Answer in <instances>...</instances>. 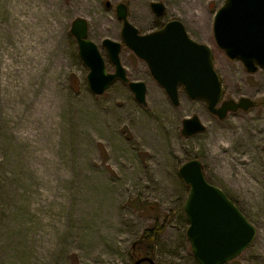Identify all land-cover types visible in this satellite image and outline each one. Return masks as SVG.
I'll list each match as a JSON object with an SVG mask.
<instances>
[{"label": "rangeland", "instance_id": "374dc122", "mask_svg": "<svg viewBox=\"0 0 264 264\" xmlns=\"http://www.w3.org/2000/svg\"><path fill=\"white\" fill-rule=\"evenodd\" d=\"M193 1L185 9L180 0H91L92 8L85 10L75 0H60L64 17L46 70L55 89V114L47 127L8 115L10 63L16 68L22 55L0 0V264H133L136 249L156 264H199L187 238L190 186L180 176L194 160L257 230L248 249L227 264H264V133L256 135V127L250 138L245 129L264 120V69L248 73L218 46L214 22L226 0ZM121 3L141 35L180 21L194 42L211 49L224 90L218 108L244 97L255 107L220 120L205 102L191 100L184 87L175 107L147 63L124 44L117 16ZM153 3L165 6L163 16L153 12ZM140 10L144 18L136 15ZM77 19L88 22L89 39L109 73L115 66L103 42L122 44L123 66L131 82L146 84L147 105L121 81L102 96L90 90V70L71 34ZM11 51L18 57L11 58ZM193 117L206 131L186 137L184 121ZM227 129L242 131L234 153L224 155L240 173L211 156L220 141L216 133ZM234 142L222 141L225 147ZM156 223L165 232L149 248L140 244Z\"/></svg>", "mask_w": 264, "mask_h": 264}, {"label": "water", "instance_id": "95a60500", "mask_svg": "<svg viewBox=\"0 0 264 264\" xmlns=\"http://www.w3.org/2000/svg\"><path fill=\"white\" fill-rule=\"evenodd\" d=\"M151 8L158 17L166 11L161 3H153ZM117 16L123 22L124 44L147 63L175 107L181 104L180 87H184L191 100L205 102L220 120H225L229 113L247 112L255 107L254 101L244 97L238 102L225 101L218 108L224 90L214 68L212 51L208 46L194 42L180 21H172L160 31L141 35L128 19L126 3L118 5ZM214 33L220 49L229 59L241 61L248 73L256 74L264 69V0H226L216 14ZM71 34L77 40L82 61L90 70L89 88L96 96L104 95L115 82L121 81L129 84L141 105H147L146 84L131 82L122 64V44L109 39L103 42L115 66V72L109 73L99 47L89 39L88 22L74 21ZM205 131L206 127L198 117L184 121L182 133L186 137ZM180 176L190 186L184 212L190 224L187 238L196 261L199 264H227L238 258L255 240L256 228L221 189L206 180L199 161L185 164L180 169ZM145 262L156 264L151 258L140 259L134 264Z\"/></svg>", "mask_w": 264, "mask_h": 264}, {"label": "bare ground", "instance_id": "6f19581e", "mask_svg": "<svg viewBox=\"0 0 264 264\" xmlns=\"http://www.w3.org/2000/svg\"><path fill=\"white\" fill-rule=\"evenodd\" d=\"M180 2L183 8L190 9L194 1L180 0ZM3 3L9 14L11 36L17 41V52L22 55L20 64L16 68L14 62L10 63L13 80L6 87L8 115L31 121L36 126L48 127L50 118L52 121L55 114V89L51 81L52 75L48 76L46 70L49 65L48 57L59 36L60 22L64 17L63 6L60 0H3ZM75 3L85 10L93 6L91 0H75ZM136 15L140 18L145 17L142 10ZM9 55L11 58L18 57V53L14 51L9 52ZM14 81L17 83L14 84ZM256 127L260 128L255 132L256 135L260 132L264 133V120L259 124L246 126V135L252 138L254 136L252 131H256ZM241 133L242 131L236 133L234 129L218 131L216 134L219 135L220 141L218 147L211 153L212 159L217 163L226 160L224 155L235 151ZM229 139L234 144L225 147L222 141ZM235 164L236 162L227 161L224 166L231 172L238 170L240 173V169ZM261 258L264 262V255H261Z\"/></svg>", "mask_w": 264, "mask_h": 264}, {"label": "trees", "instance_id": "16d2710c", "mask_svg": "<svg viewBox=\"0 0 264 264\" xmlns=\"http://www.w3.org/2000/svg\"><path fill=\"white\" fill-rule=\"evenodd\" d=\"M165 232V227L159 226L158 223L155 224V226L146 231L145 234L143 235L140 244H143L146 247H151L154 242L157 240V238L159 236H161L163 233ZM139 244H137V248H138ZM135 253H133V262L135 263L136 261L145 258L147 255H149L145 250L143 252L138 251L137 249L134 251ZM143 264H149V263H143Z\"/></svg>", "mask_w": 264, "mask_h": 264}, {"label": "flooded vegetation", "instance_id": "af4514ba", "mask_svg": "<svg viewBox=\"0 0 264 264\" xmlns=\"http://www.w3.org/2000/svg\"><path fill=\"white\" fill-rule=\"evenodd\" d=\"M167 24H168V23H167ZM167 24H166V25H167ZM166 25H165V26H166ZM164 28H165V27H164ZM164 28H163V29H164ZM161 30H162V29H161ZM159 31H160V30H159Z\"/></svg>", "mask_w": 264, "mask_h": 264}]
</instances>
